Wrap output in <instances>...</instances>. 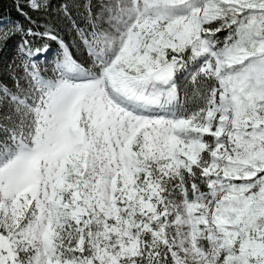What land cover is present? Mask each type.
<instances>
[{"label": "snow or ice", "instance_id": "obj_1", "mask_svg": "<svg viewBox=\"0 0 264 264\" xmlns=\"http://www.w3.org/2000/svg\"><path fill=\"white\" fill-rule=\"evenodd\" d=\"M10 3L0 264H264V0Z\"/></svg>", "mask_w": 264, "mask_h": 264}, {"label": "trees", "instance_id": "obj_2", "mask_svg": "<svg viewBox=\"0 0 264 264\" xmlns=\"http://www.w3.org/2000/svg\"><path fill=\"white\" fill-rule=\"evenodd\" d=\"M0 15L8 17L9 15L15 17L16 13L13 11L10 0H4L2 7H0ZM12 55V50L9 48L0 56V60L7 61Z\"/></svg>", "mask_w": 264, "mask_h": 264}]
</instances>
